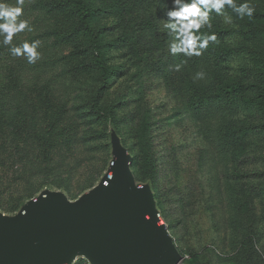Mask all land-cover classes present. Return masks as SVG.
I'll list each match as a JSON object with an SVG mask.
<instances>
[{
	"label": "rangeland",
	"instance_id": "obj_1",
	"mask_svg": "<svg viewBox=\"0 0 264 264\" xmlns=\"http://www.w3.org/2000/svg\"><path fill=\"white\" fill-rule=\"evenodd\" d=\"M34 1H24L19 19L32 21L29 9ZM85 1L111 72L102 114L91 121L83 108L70 111L100 82L98 73L86 67V42L73 38L69 12H50L42 25L54 23L65 32L56 47L46 45L40 53L63 60L56 68L49 64L48 74H40L41 80L55 74L40 91L52 87L58 96L71 99L51 95L46 107L51 111L48 118L57 121L56 142L48 149H61L66 160L60 176H50L35 197L12 208L14 198L0 196V216L17 218L30 201L47 194H59L71 203L88 197L112 175L118 144L130 158L135 187L150 192L152 209L181 256L179 264H264V108L234 98L220 110L209 107L207 97L215 79L264 90V0H251L256 8L252 18L240 19L226 5L223 11L232 23L210 13L212 27L200 32L215 33L217 40L198 57L169 52L172 37L164 19L173 0ZM27 33L14 37L23 39ZM3 64L1 60L0 81ZM177 64L182 65L179 71ZM23 66L31 78L35 69L26 59ZM198 72L204 78L194 80ZM245 96L257 95L249 90ZM90 177L95 181L88 186ZM70 264L93 262L79 253Z\"/></svg>",
	"mask_w": 264,
	"mask_h": 264
},
{
	"label": "trees",
	"instance_id": "obj_2",
	"mask_svg": "<svg viewBox=\"0 0 264 264\" xmlns=\"http://www.w3.org/2000/svg\"><path fill=\"white\" fill-rule=\"evenodd\" d=\"M41 1H43L41 4L37 3ZM11 4L14 5L15 2ZM29 10L30 16H34L30 21L33 31L28 32L23 39L13 37V41L17 42L14 45L18 46L25 41L31 43L38 40L40 41L39 52H43L42 47L45 48L46 45L48 48L56 47L62 41L59 35L65 32L64 29H57L54 23L51 24L53 27L42 25L44 18L50 12L57 15L62 10H67L71 15L74 23L71 30V33H74L73 38L75 41L86 42L82 48L90 56L86 67L98 73L97 80L100 85L92 95L84 97L82 103L72 104L70 111L76 112L83 108L82 114L89 117L91 121H95L102 114L100 105L104 98L105 85L110 81L111 72L101 50L103 44L99 40L98 32L90 23L91 9L85 0H35ZM56 18L58 17L53 19L56 20ZM48 56L41 53V58L35 64H30L35 70L29 78L23 70V60L26 58L13 56L9 47L5 49L3 43H0V61L3 60L5 66L0 81V196L14 198L15 203L12 208L23 200L35 197L50 176L55 174L60 176L66 160V154L62 153L61 149H48L50 144L56 142L57 136L55 133L57 121L54 123L48 118L51 111L46 108L50 103L51 95L60 100L64 98V101L71 100L63 95L58 96L54 90L52 92V87L48 89L43 87L40 91L43 83L48 84L55 77V74L47 75L41 80L40 74H48L45 72L49 64L56 68V65H59L58 61L63 60L61 56L60 58L55 57L56 55L52 58ZM35 71L39 74L34 75ZM257 89L258 86L254 84L215 79L213 89L207 95L211 99L208 106L223 110L230 100L238 98L242 105H256L264 108V90L257 91ZM249 90H254L257 96H245ZM41 103L44 106H41ZM62 111L61 109L56 113L60 115ZM42 114L44 116H41ZM104 116L109 118L108 115ZM90 178L88 186L95 181L92 177Z\"/></svg>",
	"mask_w": 264,
	"mask_h": 264
},
{
	"label": "water",
	"instance_id": "obj_3",
	"mask_svg": "<svg viewBox=\"0 0 264 264\" xmlns=\"http://www.w3.org/2000/svg\"><path fill=\"white\" fill-rule=\"evenodd\" d=\"M115 155L112 175L88 197L47 194L17 218L0 216V264H70L79 253L93 264H179L150 192L135 187L129 156L118 144Z\"/></svg>",
	"mask_w": 264,
	"mask_h": 264
},
{
	"label": "clouds",
	"instance_id": "obj_4",
	"mask_svg": "<svg viewBox=\"0 0 264 264\" xmlns=\"http://www.w3.org/2000/svg\"><path fill=\"white\" fill-rule=\"evenodd\" d=\"M227 5L240 19L245 16L252 18L256 11L251 0L237 5L234 0H173V7L167 12L164 19V28L172 37L169 44V52L172 55L183 54L186 57L201 56L208 48L210 42H216L215 33H201V28L212 27L210 13L225 17L226 23H232V19L223 10ZM24 10V0H16L15 5L7 0H0V37L2 43L9 47L11 54L15 57L23 56L29 64H35L41 58L38 51L40 41L31 43L25 41L21 45H13V37L27 30L32 32L33 28L27 19H19ZM186 61L182 62L185 63ZM181 64L175 65L179 71ZM203 72L196 73L194 80L204 78Z\"/></svg>",
	"mask_w": 264,
	"mask_h": 264
}]
</instances>
